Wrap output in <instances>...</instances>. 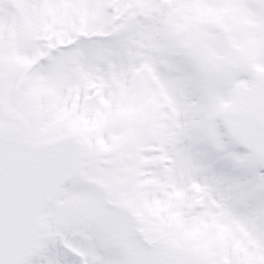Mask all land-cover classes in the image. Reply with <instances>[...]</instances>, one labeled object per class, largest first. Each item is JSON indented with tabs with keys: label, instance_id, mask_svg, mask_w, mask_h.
Masks as SVG:
<instances>
[{
	"label": "snow or ice",
	"instance_id": "snow-or-ice-1",
	"mask_svg": "<svg viewBox=\"0 0 264 264\" xmlns=\"http://www.w3.org/2000/svg\"><path fill=\"white\" fill-rule=\"evenodd\" d=\"M0 264H264V0H0Z\"/></svg>",
	"mask_w": 264,
	"mask_h": 264
}]
</instances>
